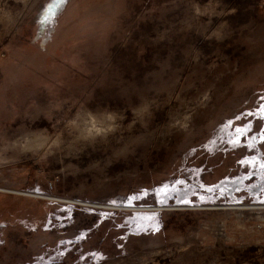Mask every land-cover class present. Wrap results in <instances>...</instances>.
<instances>
[{"label":"rangeland","instance_id":"rangeland-1","mask_svg":"<svg viewBox=\"0 0 264 264\" xmlns=\"http://www.w3.org/2000/svg\"><path fill=\"white\" fill-rule=\"evenodd\" d=\"M262 104L264 0H0V264H264Z\"/></svg>","mask_w":264,"mask_h":264},{"label":"snow or ice","instance_id":"snow-or-ice-1","mask_svg":"<svg viewBox=\"0 0 264 264\" xmlns=\"http://www.w3.org/2000/svg\"><path fill=\"white\" fill-rule=\"evenodd\" d=\"M61 2L66 3V0H61ZM258 114L260 115L261 118H264V104H262V106L260 107ZM237 131H239V129H237ZM260 139L264 140V134L261 135ZM235 142L238 143V141H235ZM260 167L264 168V164H261ZM201 199H203V197ZM161 202H164V201H161ZM179 202L185 203V204L191 203V201H188V200H181ZM262 202H264V201H262ZM149 219H154V217H150ZM153 230H156V231L159 230L158 224L153 226ZM0 243H2V241H0Z\"/></svg>","mask_w":264,"mask_h":264}]
</instances>
